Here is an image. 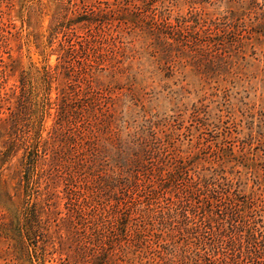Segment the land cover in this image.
Here are the masks:
<instances>
[{"label": "rangeland", "instance_id": "rangeland-1", "mask_svg": "<svg viewBox=\"0 0 264 264\" xmlns=\"http://www.w3.org/2000/svg\"><path fill=\"white\" fill-rule=\"evenodd\" d=\"M74 1L78 11H112L98 31L101 70L84 74L99 92L95 112L110 108L112 134L123 140L135 132H156L169 156L191 163L189 175H213L230 195L250 199V221L264 231V0ZM57 3L0 0V264L89 263L79 247L82 225L88 232L92 222L84 208L86 220L77 223L68 195L79 189L87 195L84 183L73 178L68 186L56 160L45 173L47 185L35 183L36 173L47 167L39 163L31 170L26 156V140L48 139L57 122L59 101L45 112L43 106L45 98L57 99L65 79L54 73L47 85L43 79L44 68L58 63L63 39L62 33L49 39L48 30L59 17ZM151 18L218 26L226 34L218 49L192 58L167 36L156 39L149 30L157 27ZM76 30L73 40L85 33ZM80 59L77 54L68 61ZM54 137L55 142L49 140L57 153L61 147V156L68 148L60 131ZM34 200L46 212L41 213L46 228L31 234L27 209ZM225 239L217 246L219 256L228 254ZM120 241L116 235L111 243L116 264H162L152 237L151 254ZM205 246L201 252L212 258Z\"/></svg>", "mask_w": 264, "mask_h": 264}, {"label": "trees", "instance_id": "trees-1", "mask_svg": "<svg viewBox=\"0 0 264 264\" xmlns=\"http://www.w3.org/2000/svg\"><path fill=\"white\" fill-rule=\"evenodd\" d=\"M57 1L59 17H55L48 30L49 39L58 33H62L63 39L57 51L58 63L43 70L46 85L53 73L65 78L61 77L57 99L51 102L45 98L43 105L45 112L59 101L57 122L52 130L54 134L48 139L41 140L38 136L30 144L26 140V156L31 170L39 163L47 167L45 172L36 173L35 183L44 181L47 185L50 176L45 179V173L55 168L56 160L68 186L75 178L76 183L83 182L88 190L87 195H82L80 189L68 192L75 202L77 223L86 220L84 208L88 221L92 222L88 232L82 225L80 254L88 255L90 264H116L111 243L117 235V241H124L127 248L134 246L135 251L145 249L149 254L152 237L160 248L154 252H158L162 264H240L236 258H241L242 264H264V231L250 221V199L230 195L213 175H189L187 167L191 163L169 156L171 153L163 146L164 139L154 131H149L147 136L142 131L135 132L123 140L112 134L110 108L100 114L95 112L99 92L94 91L91 81L84 76L101 70L97 67L102 60L97 46L101 44L98 31L110 19L112 11L89 8L88 13L78 11L74 0ZM150 21L157 25L155 30L149 29L156 39L167 36L165 39L179 43L192 58L194 54L217 48L226 34L218 26L187 25L185 19L180 22L177 18L174 25L153 18ZM80 28L85 33L73 40L72 34L76 35V29ZM77 54L81 57L77 64L68 61ZM57 131L63 147L68 148L61 156V147L57 153L49 140L55 138ZM65 131L69 134L64 135ZM39 205L34 200L27 209L31 234L46 228L41 219V213L46 212ZM69 221L73 223L72 219ZM147 224H154V228L148 229ZM225 237L228 254L219 256L217 246ZM206 244L212 258L201 252Z\"/></svg>", "mask_w": 264, "mask_h": 264}]
</instances>
